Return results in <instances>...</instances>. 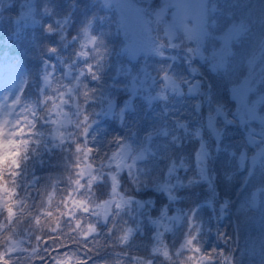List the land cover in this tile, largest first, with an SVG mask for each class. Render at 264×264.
Listing matches in <instances>:
<instances>
[{"label": "trees", "instance_id": "1", "mask_svg": "<svg viewBox=\"0 0 264 264\" xmlns=\"http://www.w3.org/2000/svg\"><path fill=\"white\" fill-rule=\"evenodd\" d=\"M110 1L2 0L0 66L10 65L19 75L13 99L19 98V102L12 104L15 116L5 141L15 143L0 150V243L10 233L25 247L40 243L39 255L46 256L45 246L36 238L55 235L60 239L48 240L47 247L61 246L69 264H77L80 259L87 264H185L192 253L184 245L193 238V246L203 253L212 251L215 261L222 256L220 264H264L260 251H251L249 235L241 225L245 221L242 205L254 191L264 189V172L259 174L253 168L264 164V154L253 166L251 157L244 153L241 168L243 150L240 148L239 155L233 154L235 148L227 153L223 148L225 131L217 141L209 129L210 118H215V125L220 123L217 107L228 120L234 119L236 107L229 93L231 89H242L246 81L250 89L247 103H254L256 115L264 116V103L258 102L264 96V31L253 42L251 51L235 52L238 43L258 35L253 32L264 24V16L241 25L229 19L222 30L204 31L201 40L191 44L179 27L167 21V14L159 23L156 21L157 12L166 5L170 8L167 12L174 11L171 4L176 0H131L143 17L153 21L154 40L167 55L159 58L181 70V77H172L168 84L161 82V92L175 94L170 86L175 83L185 96V103L178 109L168 111L166 105L161 108L159 123L143 124L142 114L153 115L149 104L152 95L148 92L151 80L156 78L157 82L167 74L152 71L146 61L137 60L127 37L130 32L125 13ZM221 1L224 0H204L214 13L220 12L217 4ZM229 1L225 0L227 4ZM247 2L252 4V0ZM90 19V35L97 38L94 44L88 43L82 32ZM168 25L175 33L171 38L165 30ZM49 27L51 31L46 30ZM241 27L242 31L235 34ZM226 42L231 55L224 68L215 67ZM49 48L56 51L49 52ZM85 60L97 75L92 80L96 85L92 86L89 79L80 98L76 95L78 83L86 76L80 61ZM249 61H253L251 67ZM75 71V82L67 90L50 92L59 72L62 79L72 81ZM234 73H238L237 80L225 76ZM217 82L221 85L217 86ZM133 89L144 91L139 103L130 100ZM194 89L198 91L192 92ZM154 102L162 104L158 98ZM238 112L244 114L242 109ZM181 122L186 124L187 133L177 127ZM100 123L112 131L111 145L105 141L98 144L93 139L92 131ZM153 126L160 134L167 130L168 135L161 134L162 150L152 162L147 157L140 160L139 166L124 170L119 185L108 174L102 175L114 162L113 152L127 145L130 135L148 137ZM197 129L202 130L208 153L207 180H201L197 171ZM259 131L264 135V124ZM244 134L248 137L246 130L241 132L242 143L252 156L264 153V141L254 148L247 144ZM173 136L177 141L172 140ZM182 158L188 166L186 171L179 167ZM54 160L58 161L56 166ZM173 161L177 167L170 174ZM4 186L12 193L10 202L16 214L11 220L3 208L8 196ZM169 194L176 199L170 200ZM259 196L264 197V191ZM75 201H83V207L75 206ZM247 215L250 233L256 234H250L251 240L261 245L264 201ZM174 216L180 217L179 222L171 219ZM77 224L82 228L97 225V235L81 239ZM128 229L131 236L125 242L122 236ZM153 248L157 249L155 254ZM24 262L32 264L31 256Z\"/></svg>", "mask_w": 264, "mask_h": 264}, {"label": "rangeland", "instance_id": "2", "mask_svg": "<svg viewBox=\"0 0 264 264\" xmlns=\"http://www.w3.org/2000/svg\"><path fill=\"white\" fill-rule=\"evenodd\" d=\"M167 1V0H166ZM229 1V0H228ZM172 2V0H171ZM110 3L116 5L118 10L125 13L126 16V28L129 29V34L127 35L129 44L132 48V51L136 54L137 60L142 62H147L149 68L152 71L165 73L166 77L159 79L156 82V78L151 80V84L149 85L148 92L152 95V100H149L150 108L153 112V115H144L142 114L141 122L144 124L151 123H159L162 118L161 108L166 105V110L170 111V109H178L185 103V96L182 94H173L171 96H167V100H162V104L158 106L154 101L155 97H157V93L162 91L161 82H172V77L180 76L181 70L170 67L166 62H164L159 57L167 56L164 53L163 47L154 40L153 31L154 25L153 21L150 19H146L140 14V11L135 6L131 0H111ZM174 11L167 12L170 8L169 5L164 7L166 18H168V22L172 25L179 27L181 32L185 34L187 42L190 41L191 44L194 42H199L201 40V34L204 33H212L225 28L230 20H236L240 25L246 21L258 18L260 16H264V0H252V4L248 3L247 0H230L227 4L224 1L218 2V7L220 6V12L214 13L209 7V3L204 2V0H176L171 4ZM264 23V22H263ZM264 31V24L259 25V28L253 33L258 34L254 35L251 40H246L244 43H238V47L235 50L236 53H248L253 49V42L257 41L258 36ZM202 42V41H201ZM55 47L57 45L53 44ZM207 46V45H206ZM189 48V47H187ZM157 49L162 55L157 54ZM86 55L83 54L82 57ZM83 60V59H82ZM81 66L80 69L85 73V77H82L78 83V89L76 95L80 98L84 95L85 88L88 86L89 79H91L90 84L92 86L96 85V81H93L97 75L92 71L91 64L88 60L80 61ZM183 74V71H182ZM59 72V79H56L51 85V93L56 92L57 90H67L71 86L73 82H75L76 71L72 75V81L68 79L65 81L61 78ZM238 73L234 74H225L227 78L230 80L236 79ZM237 80V79H236ZM19 82V75L13 69L12 66H0V150L5 146V141L9 138V127L15 114L12 112V101L16 95V88ZM168 84V83H167ZM221 85L220 82H217V86ZM54 89V91H52ZM180 90V89H179ZM192 91V90H191ZM198 91V90H193ZM143 90L141 89H133L130 100H135L137 103L140 101V97L143 94ZM229 96L232 97V100L235 103L236 113L234 114V119L231 123L225 122V116H218L220 119V123L216 124L215 127L219 130L225 131L226 133V141L223 144V148L227 151H231V149L235 148L236 151H233L234 155H239L240 148L243 150L244 154L250 156V160L252 163V155L247 149L246 144L242 143V135L241 132L246 130L248 137L244 134L243 138L247 141V144H252L254 148H257L260 142L264 141V135L259 131L262 127V123L253 119L252 116L256 114V108L254 103L250 105L247 103L248 93L243 96V89H231ZM196 97V96H192ZM6 98V99H5ZM89 98V97H87ZM94 98V93L92 95ZM155 98V99H153ZM165 101V104H164ZM255 108V113L250 112L249 109ZM238 109H242L244 114H239ZM223 112V110H222ZM237 115L239 116V120H237ZM252 118V119H251ZM228 120V118H226ZM251 119V121H247ZM246 120V121H245ZM229 128H228V127ZM94 133V138L97 139L96 142L98 144H102V141H105L108 144H112V131H110L109 127L100 123L96 126V128L92 131ZM149 134L152 135V139L149 140L148 137H143L139 135H130L128 137L129 143L127 145L120 147V149L116 152H113V160L114 162L107 167V170L102 173V175L108 174V176L115 181V177L118 173H122L124 170L128 171L129 167L132 165L139 166L140 160L134 159L141 151L144 152L146 157H149L151 162L153 161L154 156H158L160 151L162 150L161 144L163 136L159 133L158 129L153 126V129L149 131ZM241 137V138H240ZM56 166L58 164L57 160H54ZM61 161L59 162V164ZM254 170H258L259 174L264 172V164L256 165L253 167ZM139 178L142 179V170H139ZM45 179L42 181L44 182ZM90 181L91 179H86ZM84 185V183H82ZM66 188L70 189V186H66ZM263 196H259L260 201H264ZM244 219V218H242ZM264 220V218L262 219ZM242 227L245 229L246 235H249L247 238L250 243L251 251L253 253L258 252L260 245L256 242V240H251L250 234H255V232H251L250 224L245 220L241 223ZM27 228H30L27 226ZM29 231H32L29 229ZM56 255V254H55ZM220 256L214 264H220ZM23 264H27L23 262Z\"/></svg>", "mask_w": 264, "mask_h": 264}, {"label": "snow or ice", "instance_id": "3", "mask_svg": "<svg viewBox=\"0 0 264 264\" xmlns=\"http://www.w3.org/2000/svg\"><path fill=\"white\" fill-rule=\"evenodd\" d=\"M0 6H2V0H0ZM8 7H11V4L7 5ZM47 11V10H45ZM163 14H164V9H161L159 12H157L156 14V21L157 23H159L162 18H163ZM22 15V14H21ZM20 19V16L17 17L16 22L18 23ZM92 24L91 19L88 21V24L82 29V32L84 34V36L87 38L88 43L90 44H94L96 42V37L90 35V26ZM172 27L171 25L166 26V32L169 35V38H171L172 35H174L175 33L172 31ZM47 31H51V28L49 27L48 29H46ZM240 31H242V27L241 29H237L235 30V34H239ZM49 52H55L56 50L54 48H49L48 49ZM157 54L158 55H162V53H160L157 49ZM231 55V50L230 47L228 46L227 42L225 44V46L220 50L219 54H218V58H217V64L215 65V67H220V68H224L227 64V58L228 56ZM253 61H249V66L251 67ZM45 83L48 82V77L45 76L44 77ZM248 83L249 82H245L244 85H242V89H243V96L246 97L248 91L250 90L248 87ZM171 89L172 91H175L177 94H182L179 90V86L176 85L175 83H171ZM160 100H167L168 97L164 92H160L157 93V97ZM153 98V99H155ZM6 99V98H5ZM19 102V98H17L16 100L12 101L13 105L17 104ZM260 103H264V96H261L259 98ZM0 107H2V105H0ZM197 107H199V105H197ZM250 112L255 113V108H251L249 109ZM123 112L124 109H121V118L123 119ZM217 114L224 116V113L221 111V109L219 107H217ZM253 119H257L259 120L262 124H264V116H259L254 114L252 116ZM225 122L226 123H231L232 121L227 120L225 118ZM178 128H183L184 131L187 133L188 132V128L186 126L185 123L181 122L179 124H177ZM209 129L213 135V137L218 141L221 137L222 134V130H219L215 127V118L212 117L210 118V123H209ZM18 134V133H16ZM162 135L167 136L168 132L167 130H162L161 132ZM202 130L201 129H197L194 133V136L197 140H200V150L197 152V171L199 173L200 179L201 180H207V163H206V157L208 155L207 150H206V146L205 143L202 139ZM148 139L151 140L152 139V135L149 134ZM177 137L173 136L172 140L173 141H177ZM15 142L12 140H9L5 143V147H7L8 145L14 144ZM178 146V144H177ZM201 153H203V155H201ZM264 153H257L255 156L252 157V164L253 166L256 164L257 159L259 158L260 155H262ZM6 154V158H7ZM12 155H16V153L12 154ZM134 159H138V160H146L147 157L145 156L144 152L141 151L136 157H134ZM244 160H245V156L244 154H241L240 156V166L241 168L244 166ZM203 162V163H201ZM12 164L16 165V160H12ZM176 164L175 161H173L168 169L169 173L172 174L176 168ZM180 168H183L185 171L187 170L188 166L186 164H184L183 162V158L181 159ZM125 175V174H120L117 175L114 179L115 182L117 183V185H119V181L121 180V177ZM103 177L101 178V181H103ZM179 183V181H178ZM111 183L109 184V190L111 188ZM3 190L5 192L8 193V196L5 198V202L3 204V208L5 213L7 214V217L9 220H11L14 216H15V210H14V206L13 204L10 202L11 201V190H9L6 186L3 187ZM261 191H264V189H257L256 191H254L249 199L242 205V209L245 215V220L250 219V217H248V213L251 212L252 210L256 209L259 207V194ZM169 199L170 200H175L176 197L169 194ZM105 203H107V201H105ZM126 203V201H125ZM75 206L78 207H83V201H75L74 202ZM142 206V205H141ZM224 206L222 205V208ZM45 215H48L50 217V213H45ZM72 217H69V219H71ZM111 216H108V219H110ZM171 219H175L176 221L179 222L180 217L179 216H174L171 217ZM39 220H36V223H39ZM105 222H107V219H105ZM155 222V221H154ZM59 222L57 221V224ZM77 231L80 232V237L81 239H91L92 236L97 235V225L95 224H89L86 228H82L81 225L77 224ZM50 231H55V229H50ZM131 236V229H128L127 233L124 234L122 236V239L127 242L128 239ZM37 241H42L44 247V251L46 253H48V255L46 256H41L39 255L40 250H41V244L37 243L34 246L31 247H25L24 246V242L22 240H17L14 236H12L10 233L6 234L3 237V243H0V264H23L25 258L27 256H31L32 258V264H36L37 261L41 262V264H69V258L67 256V253H62V249L61 246H56L53 248H49L47 247L48 244V240L50 239H60V237H57L55 235L49 236L47 238H43V237H37L36 238ZM191 253L192 255H189L186 258L185 264H214V257L212 255V251H209L207 253H203L201 251V249L198 246H193V238H189L185 245H184ZM153 254L156 253L157 249L153 248ZM259 251L260 254L262 256H264V243H262L259 247ZM52 253H56V255H52ZM165 256H167V252L164 253ZM227 260V258H226ZM77 264H87V261L84 259H80L77 261Z\"/></svg>", "mask_w": 264, "mask_h": 264}]
</instances>
